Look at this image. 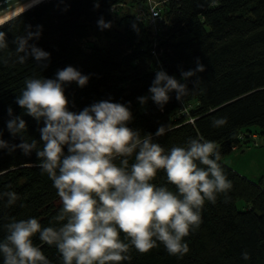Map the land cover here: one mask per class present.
Returning a JSON list of instances; mask_svg holds the SVG:
<instances>
[{"label":"trees","instance_id":"16d2710c","mask_svg":"<svg viewBox=\"0 0 264 264\" xmlns=\"http://www.w3.org/2000/svg\"><path fill=\"white\" fill-rule=\"evenodd\" d=\"M159 1L163 3L156 33L148 29L145 18L119 14L118 7L126 0H47L0 26L9 43V50L0 53L8 61L0 63L3 139L19 143L9 136L5 122L9 107L14 115H22L15 100L25 80L40 75L54 78L58 70L73 66L90 79L82 89L66 86L70 107L75 105L72 110L107 99L130 103L129 127L154 134L165 124L166 134L154 140L166 149L182 146L189 138L214 141L232 182V188L214 203L205 202L202 223L186 238L187 254L170 255L161 245L147 253L132 251L130 264H264V188L224 161L242 142L248 143L250 135L264 140V0ZM101 17L111 23L110 29L98 28ZM37 25L43 31L33 42L50 53L47 67L31 60L13 63L12 41L27 26L34 30ZM154 45L157 59L152 55ZM197 60L205 71L196 83L197 78L187 82L186 95L176 99L172 93L163 110L150 99L144 105L138 102V97L148 95L156 71L163 69L179 80L181 70H193ZM23 118L25 136L39 140V126L32 118ZM219 118L227 123L213 126ZM37 164L35 154L0 152V192L14 191L19 196L11 207L0 201V239L10 218L35 217L48 226L62 207L52 181ZM155 182H165L162 172ZM238 202L243 203L240 208ZM34 243L42 247L50 264H62L55 246L42 244L38 237ZM242 252L250 259L243 260Z\"/></svg>","mask_w":264,"mask_h":264},{"label":"clouds","instance_id":"9594fccd","mask_svg":"<svg viewBox=\"0 0 264 264\" xmlns=\"http://www.w3.org/2000/svg\"><path fill=\"white\" fill-rule=\"evenodd\" d=\"M97 26L110 29L111 23L101 17ZM42 31L40 25L34 30L27 26L15 37L9 52V58L14 54L13 63L31 60L47 67L50 53L33 42ZM6 50L7 33L0 30V53ZM7 62L0 55V63ZM204 71L199 60L193 70H181L179 80L158 70L148 95L138 97V102L144 105L150 99L163 110L172 93L176 99L186 95L187 82L197 78L196 83ZM89 79L73 66L58 70L54 78L29 77L15 100L22 115L7 109L6 130L19 143L3 139L0 131V152L35 154L37 167L52 181L62 207L48 226L35 217L10 218L0 239L2 264H50L34 243L36 237L55 246L62 264H130L132 251L147 253L161 245L168 254L183 256L190 251L186 238L202 223L205 202L214 203L232 188L214 141L195 137L166 149L154 140L166 134L165 124L154 134L129 127L130 103L107 99L72 110L75 105L70 107L66 86L82 89ZM23 116L39 126V140L25 136ZM226 123V118H219L213 126ZM161 172L165 182L156 183ZM18 199L14 191L0 192V201L9 207ZM241 258L247 261L250 256L242 252Z\"/></svg>","mask_w":264,"mask_h":264},{"label":"rangeland","instance_id":"374dc122","mask_svg":"<svg viewBox=\"0 0 264 264\" xmlns=\"http://www.w3.org/2000/svg\"><path fill=\"white\" fill-rule=\"evenodd\" d=\"M126 0V4L118 7L119 14L127 12L145 18L148 5L159 0ZM247 140V139H245ZM227 166L253 182L260 183L264 188V140L261 137L249 139L241 143V147L224 157ZM242 202L237 203L240 208Z\"/></svg>","mask_w":264,"mask_h":264},{"label":"water","instance_id":"95a60500","mask_svg":"<svg viewBox=\"0 0 264 264\" xmlns=\"http://www.w3.org/2000/svg\"><path fill=\"white\" fill-rule=\"evenodd\" d=\"M34 1L35 0H0V21L5 19L8 16L22 10L23 8L30 5ZM45 1H47V0H41V1H39L33 5H30L26 9L20 11L19 13L9 17L8 19L1 21L0 26L8 23L9 21L13 20L17 16H19V15L27 12L28 10L42 4Z\"/></svg>","mask_w":264,"mask_h":264},{"label":"built area","instance_id":"2783aa9c","mask_svg":"<svg viewBox=\"0 0 264 264\" xmlns=\"http://www.w3.org/2000/svg\"><path fill=\"white\" fill-rule=\"evenodd\" d=\"M152 3L153 4H149L148 7H147L148 11L146 12V15H145L146 16L145 17V21H146L148 29L152 33H156V32H158L159 27H160L161 9H162L163 1H155V2H152ZM152 55L154 56L155 59H157L155 45H154V47L152 49ZM239 138L242 140L243 139V135H240ZM256 138H257L256 135H253V134L250 135V139H256ZM233 149H235V148H233Z\"/></svg>","mask_w":264,"mask_h":264},{"label":"bare ground","instance_id":"6f19581e","mask_svg":"<svg viewBox=\"0 0 264 264\" xmlns=\"http://www.w3.org/2000/svg\"><path fill=\"white\" fill-rule=\"evenodd\" d=\"M39 1H41V0H35V1H34V2H32L30 5H33V4H35V3L39 2ZM30 5L26 6V7H25V8H23L22 10L26 9V8H27V7H29ZM22 10H20V11H22ZM20 11H18V12H16V13H14V14H12V15L8 16V17H6L5 19H3V20H1V21H4V20L8 19L9 17H11V16H13V15H15V14L19 13ZM1 21H0V22H1Z\"/></svg>","mask_w":264,"mask_h":264},{"label":"crops","instance_id":"0c3cea01","mask_svg":"<svg viewBox=\"0 0 264 264\" xmlns=\"http://www.w3.org/2000/svg\"><path fill=\"white\" fill-rule=\"evenodd\" d=\"M226 163V162H225Z\"/></svg>","mask_w":264,"mask_h":264}]
</instances>
